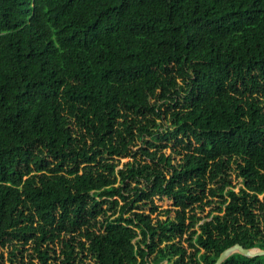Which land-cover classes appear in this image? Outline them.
I'll return each instance as SVG.
<instances>
[{
  "label": "trees",
  "instance_id": "16d2710c",
  "mask_svg": "<svg viewBox=\"0 0 264 264\" xmlns=\"http://www.w3.org/2000/svg\"><path fill=\"white\" fill-rule=\"evenodd\" d=\"M146 135L173 145L134 148ZM14 238L43 264L57 242L63 264L264 248V0H0V248Z\"/></svg>",
  "mask_w": 264,
  "mask_h": 264
},
{
  "label": "rangeland",
  "instance_id": "374dc122",
  "mask_svg": "<svg viewBox=\"0 0 264 264\" xmlns=\"http://www.w3.org/2000/svg\"><path fill=\"white\" fill-rule=\"evenodd\" d=\"M180 102L179 105L176 107H169L170 105V101L169 100H165V99H159L157 100V103L160 105V109H167L169 108L170 110L174 109H180L182 107V105H180V103L183 102V99L180 98ZM152 101H155V98H152ZM157 121L158 124L157 126L153 127L152 129H155L157 132V135L160 136L163 133H165L168 130H173L175 125L173 124V116H171L169 113L166 114L164 117H157ZM151 140V141H157L158 143H167L169 145V147H167L168 149H170L173 145V141L171 142H167L165 140H158L157 138H154L150 135H146V136H142L138 138V145L134 148H138L140 145H147V141ZM140 154H138L139 156ZM133 157L132 156H114V161L118 162V168H122L125 167L126 163L129 161H132ZM231 179H232V185H236L235 189L238 190L239 187L242 185V180L240 177H237L235 173H233L231 175ZM232 185H229L228 188ZM261 198H263V195L260 196ZM219 198V197H216ZM155 202L160 206L159 211H162L163 209L169 208L173 206V199L169 198L167 196L164 197H157L155 199ZM212 206H208L206 207L205 211H202L201 209H198V214L205 216V214H207ZM145 210L147 212H149L150 207H146ZM112 211H110L108 214H111ZM157 213L154 214V216H156ZM112 217L113 214H111ZM170 216H174V213H170ZM161 218H166V215H160ZM203 222V221H201ZM200 222V223H201ZM140 238V236L138 237ZM14 245H13V244ZM163 244H165V242H163ZM162 244V245H163ZM16 245V246H15ZM52 247L54 246V249L56 250V258H57V262L59 264H63L64 259H65V254L62 251V245L57 242L54 245H51ZM0 264H17L18 261H24L26 264H30V262H32V264H43L40 260V258L38 257L35 249H34V243L32 242V240H29L28 242H25L24 238H14L13 241L9 242L8 244H6V246L1 247L0 248ZM14 254H13V253ZM51 254H54V252H51ZM75 255V254H74ZM155 253L152 255L154 256ZM83 256V255H82ZM52 261V260H50ZM175 261V257L171 258V259H164L163 261L159 262V263H155L153 262V264H174ZM77 263L79 264H97L96 259L94 256L89 255L87 258L84 257L83 260L79 261V259L77 260Z\"/></svg>",
  "mask_w": 264,
  "mask_h": 264
},
{
  "label": "water",
  "instance_id": "95a60500",
  "mask_svg": "<svg viewBox=\"0 0 264 264\" xmlns=\"http://www.w3.org/2000/svg\"><path fill=\"white\" fill-rule=\"evenodd\" d=\"M237 252L242 253L246 256L255 257L259 255H264V248L247 247L241 243H235L234 245H231L227 247L225 250H223L214 264H222L229 256Z\"/></svg>",
  "mask_w": 264,
  "mask_h": 264
},
{
  "label": "bare ground",
  "instance_id": "6f19581e",
  "mask_svg": "<svg viewBox=\"0 0 264 264\" xmlns=\"http://www.w3.org/2000/svg\"><path fill=\"white\" fill-rule=\"evenodd\" d=\"M255 251V250H254Z\"/></svg>",
  "mask_w": 264,
  "mask_h": 264
}]
</instances>
